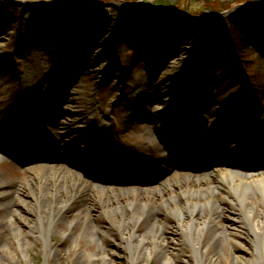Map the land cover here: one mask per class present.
Here are the masks:
<instances>
[{
	"label": "rangeland",
	"instance_id": "374dc122",
	"mask_svg": "<svg viewBox=\"0 0 264 264\" xmlns=\"http://www.w3.org/2000/svg\"><path fill=\"white\" fill-rule=\"evenodd\" d=\"M177 2L182 11L180 13L160 12L155 5L156 0H0V137L5 135L12 138L21 130L27 129L26 122L17 124L3 111L6 101L11 96L19 91L24 95L31 93L30 87L20 88L18 85L20 77L23 76L30 82L32 78L37 79L36 73L38 69H42V75L47 72L53 73L59 81L58 74L64 69H69L72 71L71 75L66 74L68 76L73 74L71 81L76 83L77 87L62 90L57 85L52 86L53 90L49 91L47 99L36 111L37 117L54 116L55 119L50 121L77 122V125L87 130L88 122L80 121L79 116L70 114L71 111L68 109L75 108L70 104V98L80 97L83 101H89L91 98L95 100L96 112L109 115V120H113L121 129L118 134L110 129L111 134L115 133L124 141L135 139L141 134L140 129H150L157 142L161 131V135L169 141L176 136L187 142L188 145L185 146L187 149L189 145L198 144L213 151L214 143L210 141L211 129H208V125L213 124L211 122L214 120L215 126L222 124L218 127L217 135L228 132L225 135L231 137L237 134L238 141L250 143V147H253L255 138H249L252 133L246 131L252 132L253 128L257 129V122L264 117V43L259 38L257 41L255 39L257 34L264 36V28L252 30L245 27L247 25L236 26L239 34L235 36L234 50L235 54L239 55L244 70L234 55L235 51L226 49L224 39L220 46L212 39L213 45L210 43L207 52L213 51L215 46L219 51L226 50L225 55L230 62L229 70L225 71L217 63L212 64L211 68L198 69L191 64L197 52L192 37L189 36L180 42L179 38H172L170 34L163 35L158 30L146 32L143 25L133 24V20L128 16L134 15L133 10H137L152 21L170 17L181 18L189 22L188 25H183V28L193 32L200 19L221 17L226 22L234 23L233 20L231 22V16L242 15L243 11L264 13V0H177ZM71 6H76L78 10L72 11L69 9ZM171 24L167 28L171 27ZM72 38L75 40L72 41ZM248 77L254 84L252 93L246 84ZM146 83L154 88L148 92L151 97L156 98L153 103L145 102L136 96L140 91V85ZM239 89L242 94L238 96ZM213 90L216 92L213 93ZM210 95H218L219 103L208 107L206 105L210 103L207 102L211 100ZM208 118L210 124L207 123ZM225 122L228 126L223 129ZM46 124L48 123H44L43 126H47ZM39 132H42V128ZM92 146V143L85 146L84 153L89 152ZM95 147L99 155L97 144ZM228 148L236 150L237 146L231 143ZM257 148L264 151V141L261 140ZM57 151L66 155L65 149ZM160 153L165 152L162 150ZM217 153L225 152L220 150ZM71 154L72 152L66 156L70 157ZM187 156V152L181 151L177 158L184 160ZM127 157L129 158L125 160L129 161L130 155ZM233 157L230 156L229 159L243 164L255 160L248 154V158ZM164 158L165 161H169L167 155H164ZM13 164L11 166L14 167L0 165V168L6 172V178L16 180L28 176V168H36L34 164L41 163L28 166L19 162ZM62 166L69 167L67 164ZM160 166L169 168L167 163H160ZM174 172L180 174L188 171ZM153 173L156 174L154 171H148L143 176L149 179ZM188 173L187 175L194 174L191 171ZM186 178L187 176H181L178 180ZM151 196L155 197L152 194ZM91 208L89 214L97 224V229L94 235L93 231L91 234L79 235L77 247L73 236L76 232L61 227L51 230L53 238L47 240L46 247L50 251L61 252L62 255L58 259L47 260L42 240L32 242L28 238V244L32 242V245L24 251L25 262L18 260V254L10 248L11 256L2 259L1 264H71L70 260L78 255L82 259L88 258L90 262L87 264H102L101 257L104 253L108 255V264H161L162 253H158L159 255L156 253L159 251L144 258L139 257L136 261L130 260L131 255L123 242L124 236L120 234L123 230H120L112 220L116 216L103 215L102 208L94 203L91 204ZM158 208H160L158 204H152L149 210H155L153 214L156 213L160 217L162 213L156 212ZM263 212L264 205L258 204L252 215L259 216ZM24 220L25 223H29V220ZM142 220L132 222L123 229L132 231L133 234H144L146 229L140 226L142 223H149V219ZM165 220L160 238L165 242L162 244L166 248L164 253L172 257V264H193L190 244L177 230L176 220L173 217ZM105 230L108 234L99 239L98 244L85 245ZM238 231V240L251 254L253 237L249 234V229L242 227ZM134 238L137 237L134 235ZM146 238L145 241H148L150 236L147 235ZM205 240L206 237L200 235L197 246H203ZM230 252L231 249L228 247L227 254ZM65 258L67 259L64 260ZM10 260L14 261L10 263ZM75 264H82V261Z\"/></svg>",
	"mask_w": 264,
	"mask_h": 264
},
{
	"label": "bare ground",
	"instance_id": "6f19581e",
	"mask_svg": "<svg viewBox=\"0 0 264 264\" xmlns=\"http://www.w3.org/2000/svg\"><path fill=\"white\" fill-rule=\"evenodd\" d=\"M74 40L75 38L72 41ZM66 73L71 75L72 71L69 69L61 71L58 74L59 81L53 73L47 72L42 75V69H38L37 79L32 78L30 82L27 78L20 77L18 79L20 88L30 87L31 93L24 95L19 91L11 96L4 105V111L7 114L33 117L39 106L47 99L49 91L53 90L52 86L57 85L62 90L77 87L76 83L71 81L73 74L68 76ZM151 88L153 86L148 83L141 84L136 96L145 102L153 103L156 98L148 94ZM215 92L213 90V93ZM210 97L211 100L207 101L210 105L206 106L211 107L214 103H219L218 95ZM82 99L70 98V104L75 108L68 110L75 117L79 116L80 121L88 122L87 130L77 125V122L50 121L55 119L54 116L30 119V130H36L43 123H48L46 128H54L75 137L77 140H73V143L82 140L85 144L92 143L93 152L97 150L95 147L97 144L101 158L113 167L118 158H120L118 161H122L124 153H130L131 163L127 168L117 172L126 179L125 181L130 180L131 183L142 185L113 190L105 186L99 187L85 177L77 163L71 168L59 164L30 167L27 170L28 176L16 180L6 178V172L0 168V264L6 256H11V249L18 254V260L25 262L24 251L32 245L33 240L39 239L44 243L46 259H58L62 255L61 252L50 251L46 247L47 240L53 238L51 230L57 227L76 232L73 236L77 247L82 234H91L93 231L94 235L97 229V224L89 214L93 203L102 208L103 215L116 216L112 220L120 230H123L120 234L124 236L123 242L131 255L130 260L136 261L139 257L144 258L159 251L156 253L157 255L162 253L160 263L172 264L173 259L164 253L166 248L162 244L165 242L160 238L165 218L173 217L177 230L190 244L193 264H263L264 212L254 217L252 214L258 204L264 205V169L240 171L236 170L231 162L224 160L222 162L225 166L216 171L209 167V163H205L204 173L189 175L180 181L178 179L181 174L158 168V162L162 161L159 155L162 146L156 141L150 129H140L141 134L135 139L122 141L110 131L111 129L118 134L121 129L113 120H109V115L96 112L95 100ZM257 127L264 129V117L258 122ZM13 145L5 135L0 137L1 152L6 150L5 146L11 150ZM216 157L221 160L219 156ZM146 170L154 171L156 174L153 173V176L146 179L143 176L148 172ZM239 171L241 174L235 173ZM125 181L120 176L116 177V183H127ZM152 204L160 206L156 212L161 211L162 216L153 214L155 210H149ZM146 218L149 219V223H142L140 226L146 229L144 234H133L132 231L123 229L132 222L137 223ZM24 219L29 220V223H25ZM242 227L248 228L249 234L253 237L251 254L238 240V230ZM107 234L105 230L85 245L98 244L99 239ZM134 235L137 238H134ZM147 235L150 238L145 241ZM200 235L206 237L201 247L197 246ZM218 236L222 238L219 239ZM28 238L32 240L29 244ZM228 247L231 252L227 254ZM107 256L104 253L101 257L102 264H108ZM70 261L71 264L78 261H82V264L90 262L88 258L82 259L79 255Z\"/></svg>",
	"mask_w": 264,
	"mask_h": 264
},
{
	"label": "trees",
	"instance_id": "16d2710c",
	"mask_svg": "<svg viewBox=\"0 0 264 264\" xmlns=\"http://www.w3.org/2000/svg\"><path fill=\"white\" fill-rule=\"evenodd\" d=\"M155 5L157 6L158 10L160 12L166 13L168 11L171 12H182L180 10V6L179 3L177 2V0H174V2L169 1V0H156ZM72 7V6H71ZM75 7V6H74ZM72 7V8H74ZM133 12L135 13L132 16H128V18H131L133 20V24L138 23L139 25H143L145 27V29H149L150 31L153 30L152 28H154V30L157 31L156 27H155V23H159L162 25H159L160 28L158 31H160L163 35L165 34H170V37L172 38H179L180 42H183L182 40H186L190 37H192V40H194V42L197 40V33L199 30V26L201 24L203 25V37L201 39V44H200V50H199V55L198 58L196 59V61L194 62L196 64V67L198 69H203V68H211L212 64L217 63L219 64L221 67L224 68L225 71L229 70V65L230 62L227 60L226 56L224 55V50H217L216 46L212 49L213 51H211L210 53L207 52V50L210 47V43L211 45H213L212 43V39L218 40V42L222 41V39L227 37V32L228 29L225 26V23L219 19H208L207 21H202L199 22L197 24V26L194 27V30L192 32V30H185L183 28V25H188L189 22L185 21L181 18H164L162 20H157V21H152L150 20L147 16L141 14L139 11L137 10H133ZM231 22L232 20L235 21L234 23H229V29L231 30V32L236 33V26H241V25H245V24H252L254 25V27H252L251 29H258L260 30L261 28H264V13H260V14H255L253 12H248V11H243L242 15H234L231 16ZM174 21V22H172ZM200 21V20H198ZM169 22H172L171 27L167 28L165 27V25H168ZM162 26V27H161ZM191 32L193 34H191ZM182 38V39H181ZM220 46V43L219 45ZM244 55V54H243ZM238 59L239 55H238Z\"/></svg>",
	"mask_w": 264,
	"mask_h": 264
}]
</instances>
